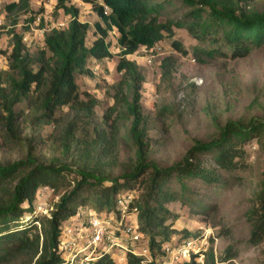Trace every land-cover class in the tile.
<instances>
[{
    "label": "trees",
    "instance_id": "obj_1",
    "mask_svg": "<svg viewBox=\"0 0 264 264\" xmlns=\"http://www.w3.org/2000/svg\"><path fill=\"white\" fill-rule=\"evenodd\" d=\"M96 1L86 0L100 19L94 24L90 47V24L79 20L80 10L70 0H57L56 6L72 18L69 27L46 33L44 47L37 52L31 53L24 37L10 31L13 50L9 70L0 75V121L11 141H20L25 122L37 128L53 125L60 158L56 163L42 162L34 139L26 137L25 157L0 164V264L22 263L23 259H29L30 264H67L61 250L65 224L81 211L92 210L89 202L95 204L97 210L93 211L98 214L115 213L118 199L134 192L138 198L129 212L137 210L139 231L151 261L145 263L130 249L124 264H159L165 246L182 241L172 240L178 233L173 226L178 217L167 206L191 195L192 186L225 189L224 174L238 168L244 147L256 139L264 145V121L230 120L217 138L196 142L173 166L151 161L150 120L142 105L145 76L136 62L127 59L144 50L152 52L167 38L173 40L176 29L186 30L198 42L194 56L201 64L227 57L221 48L209 49V44L221 43L234 60L246 58L264 48V9L256 8V0H178L183 14L165 21L161 16L169 0ZM30 2L21 0L7 6L9 18L14 12L29 11ZM114 29L121 49L117 72L122 80L114 86L115 105L99 119L96 108L100 101L82 91L79 79L94 76L89 61L103 63L113 57L107 38ZM172 47L183 56L188 54L177 40L172 41ZM177 64L174 57L163 60L162 78L171 77ZM125 121L129 125L123 136L121 124ZM126 139L134 148V160L125 171L120 170L119 153ZM204 157H211L216 167H205ZM116 171L121 172L115 175ZM137 185L143 187L142 195L134 189ZM41 189H51L59 196L50 217L36 216L35 201ZM27 214L30 222L22 223ZM248 220V243L260 246L264 243V172ZM185 237L184 241L190 237L187 231ZM237 257V250L231 247L218 263L208 262L205 254V264H235ZM196 259L192 254L180 264H199ZM120 263L117 254L105 250L91 262Z\"/></svg>",
    "mask_w": 264,
    "mask_h": 264
},
{
    "label": "rangeland",
    "instance_id": "obj_2",
    "mask_svg": "<svg viewBox=\"0 0 264 264\" xmlns=\"http://www.w3.org/2000/svg\"><path fill=\"white\" fill-rule=\"evenodd\" d=\"M70 4L80 10L79 19L90 24L91 32L87 38L90 47L94 40V24L96 19H100L93 14V6L86 0H70ZM56 6L57 0H31L29 11L11 14L6 28L0 32V75L9 70L8 58L13 50L12 29L24 37L27 49L35 53L44 47L45 36L43 38L39 34L40 30L71 20L62 10H56ZM256 8L264 9V0H256ZM183 12L178 0H169L162 11L161 20L179 18ZM14 20L16 25L13 26ZM117 38L115 29L107 38L113 57L103 63L89 61L88 66L94 76L79 79L82 91L95 95L100 101L96 108L99 119L115 105L114 86L122 80V75L117 72L121 52ZM173 40L179 41L188 54L183 56L177 53L172 47ZM173 40L167 38L160 42L154 52L144 50L127 57L137 63L145 76L142 105L150 120L152 148L149 158L162 167L182 161L196 142H209L217 138L220 128L230 120L264 121V48L255 50L246 58L234 60L231 52L221 43L209 44V49L221 48L227 57L216 58L204 65L194 56L198 42L186 30L176 29ZM169 57L178 60L177 69L171 77L163 79L161 63ZM128 125V121L121 124V135L126 136ZM26 137L34 139L37 155L42 162L56 163L60 158L53 125L37 128L25 122L20 141H11L0 121V164L25 157L23 140ZM244 152L237 159L238 168L224 174L225 189L192 186L191 195L167 206L178 217L173 224L178 233L172 240H182V243L186 238L185 231L191 239L200 238L205 244L208 262H221L227 250L234 247L238 252L235 264H264V243L256 247L248 243L251 233L248 214L262 189L264 145L257 139L253 140L244 147ZM119 157L120 170L126 171L132 167L134 148L127 139L120 147ZM203 162L205 167H216L211 157H204ZM120 172L116 171L115 175ZM73 178L75 175L70 176V180ZM134 189L143 194L142 186L137 185ZM58 200L59 196L51 189H41L35 201L36 216L48 217ZM88 204L90 209H96L95 204ZM27 222H30L28 214L22 223ZM132 248H136L135 245ZM117 256H121V253L118 252ZM21 262L16 264H30L29 259Z\"/></svg>",
    "mask_w": 264,
    "mask_h": 264
},
{
    "label": "built area",
    "instance_id": "obj_3",
    "mask_svg": "<svg viewBox=\"0 0 264 264\" xmlns=\"http://www.w3.org/2000/svg\"><path fill=\"white\" fill-rule=\"evenodd\" d=\"M19 1L21 0H0V32L6 28L9 18L7 6L17 4ZM108 12L109 9L105 7V13ZM70 21L58 22L50 29L46 26L39 31V34L44 38L51 30H65L69 27ZM137 198L138 194L134 192L118 199L117 212L112 214H98L93 210L81 211L69 220L63 227L61 243L67 264H91L99 259L102 250L114 256L120 252L121 256L118 257L122 263L130 249L144 258L145 263L150 262V250L147 245H143V235L139 231L137 210L134 209L133 213L129 212L130 206ZM132 245L136 248H132ZM192 254L197 256L196 260L199 264H205L206 249L200 238H189L182 243L167 244L159 264H180L184 260H190Z\"/></svg>",
    "mask_w": 264,
    "mask_h": 264
},
{
    "label": "crops",
    "instance_id": "obj_4",
    "mask_svg": "<svg viewBox=\"0 0 264 264\" xmlns=\"http://www.w3.org/2000/svg\"><path fill=\"white\" fill-rule=\"evenodd\" d=\"M101 0H98V2H100ZM100 4H101V2H100ZM93 14H94V12H93ZM95 15V14H94ZM96 16V15H95ZM97 17V16H96ZM80 20V19H79ZM81 21V20H80ZM98 20L96 19V22H97ZM81 22H83V21H81Z\"/></svg>",
    "mask_w": 264,
    "mask_h": 264
}]
</instances>
